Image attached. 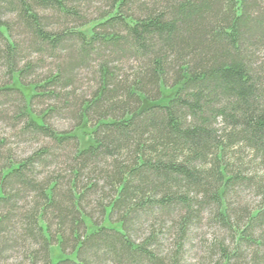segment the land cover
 <instances>
[{"label": "trees", "instance_id": "1", "mask_svg": "<svg viewBox=\"0 0 264 264\" xmlns=\"http://www.w3.org/2000/svg\"><path fill=\"white\" fill-rule=\"evenodd\" d=\"M53 243L264 264V0H0V261Z\"/></svg>", "mask_w": 264, "mask_h": 264}, {"label": "rangeland", "instance_id": "2", "mask_svg": "<svg viewBox=\"0 0 264 264\" xmlns=\"http://www.w3.org/2000/svg\"><path fill=\"white\" fill-rule=\"evenodd\" d=\"M58 123H56L60 128L64 127V128H67L69 127L70 125V122H64V121H56ZM81 133V131H80ZM81 136H83L82 134H80ZM92 141V140H91ZM87 142H85L86 144ZM27 146V145H26ZM25 147V144L21 146V148H24ZM254 204V203H253ZM252 204V205H253ZM85 222H86V225L88 226V229L89 230H92L93 228V223L92 221L90 220V218H85ZM189 248V247H188ZM71 249H67V252H65L63 250V247L61 246L60 243H53L51 245V248H50V255H51V259H52V264H56L59 260L65 258L66 256H68L69 258H72V259H75L76 258V252H70ZM15 261L14 258H11L9 261L7 259H3L0 261V264H8L10 262H13ZM190 262L191 263H195V257L193 256V258H190Z\"/></svg>", "mask_w": 264, "mask_h": 264}, {"label": "bare ground", "instance_id": "3", "mask_svg": "<svg viewBox=\"0 0 264 264\" xmlns=\"http://www.w3.org/2000/svg\"><path fill=\"white\" fill-rule=\"evenodd\" d=\"M58 236V235H57Z\"/></svg>", "mask_w": 264, "mask_h": 264}]
</instances>
